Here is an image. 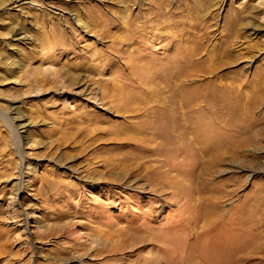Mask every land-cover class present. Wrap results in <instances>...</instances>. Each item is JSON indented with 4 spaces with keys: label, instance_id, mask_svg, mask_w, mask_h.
I'll list each match as a JSON object with an SVG mask.
<instances>
[{
    "label": "rangeland",
    "instance_id": "374dc122",
    "mask_svg": "<svg viewBox=\"0 0 264 264\" xmlns=\"http://www.w3.org/2000/svg\"><path fill=\"white\" fill-rule=\"evenodd\" d=\"M0 264H264V0H0Z\"/></svg>",
    "mask_w": 264,
    "mask_h": 264
},
{
    "label": "bare ground",
    "instance_id": "6f19581e",
    "mask_svg": "<svg viewBox=\"0 0 264 264\" xmlns=\"http://www.w3.org/2000/svg\"><path fill=\"white\" fill-rule=\"evenodd\" d=\"M21 184V183H20ZM19 188V187H18ZM17 194V193H16Z\"/></svg>",
    "mask_w": 264,
    "mask_h": 264
}]
</instances>
